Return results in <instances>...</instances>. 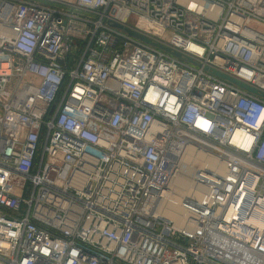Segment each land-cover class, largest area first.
Here are the masks:
<instances>
[{"label": "built area", "instance_id": "obj_1", "mask_svg": "<svg viewBox=\"0 0 264 264\" xmlns=\"http://www.w3.org/2000/svg\"><path fill=\"white\" fill-rule=\"evenodd\" d=\"M261 94L264 0H0V264H264Z\"/></svg>", "mask_w": 264, "mask_h": 264}, {"label": "bare ground", "instance_id": "obj_2", "mask_svg": "<svg viewBox=\"0 0 264 264\" xmlns=\"http://www.w3.org/2000/svg\"><path fill=\"white\" fill-rule=\"evenodd\" d=\"M191 149L188 150V159L191 158ZM194 164H198L200 166L204 165H211L212 167H217L220 165L213 159L210 158L208 160H203L200 157V160L195 161ZM193 171V167L189 163V166L185 170V175L182 177V179L178 180L177 186H178V196L174 198L172 203L170 204V210L166 213V215L177 222H181V216H180V198L183 194H185L190 188H191V173Z\"/></svg>", "mask_w": 264, "mask_h": 264}, {"label": "water", "instance_id": "obj_3", "mask_svg": "<svg viewBox=\"0 0 264 264\" xmlns=\"http://www.w3.org/2000/svg\"><path fill=\"white\" fill-rule=\"evenodd\" d=\"M121 27V26H120ZM132 36L136 37V38H139L141 39L142 41L144 42H147L148 44H151V45H155V46H158V47H161L159 44H154L153 42H151V40H149L148 38L140 35V34H137V33H134V32H129ZM177 56H179L178 54H176ZM218 76L222 77V78H225V79H228L230 81H232L233 83L237 84L238 86H240L241 88H244L246 89L247 91L251 92V93H254V94H258V91L254 88H251L250 86L244 84V83H241L237 80H233L231 78H228L220 73H217L215 72ZM263 97H264V94H261Z\"/></svg>", "mask_w": 264, "mask_h": 264}]
</instances>
